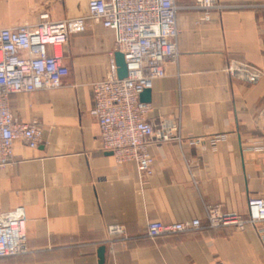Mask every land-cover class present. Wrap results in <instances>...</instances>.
I'll use <instances>...</instances> for the list:
<instances>
[{
  "label": "crops",
  "instance_id": "obj_1",
  "mask_svg": "<svg viewBox=\"0 0 264 264\" xmlns=\"http://www.w3.org/2000/svg\"><path fill=\"white\" fill-rule=\"evenodd\" d=\"M88 0H0V28L34 26L81 16ZM228 7L190 9L176 0L177 58L150 90L148 121L176 124L180 142L149 140L153 173L145 183L133 163L117 165L99 144L91 114V84L104 78L114 34L95 22L63 47L68 69L59 88L13 94L10 110L36 122V149L14 143V159L0 169V213L22 208L30 249L0 264H264V223L237 230L206 228L149 239V222L200 220L208 207L244 214L250 197L264 198V76L255 84L230 78L228 60L264 73V0H218ZM189 7V8H188ZM226 135L211 149L192 138ZM119 225L124 238L111 239Z\"/></svg>",
  "mask_w": 264,
  "mask_h": 264
},
{
  "label": "built area",
  "instance_id": "obj_2",
  "mask_svg": "<svg viewBox=\"0 0 264 264\" xmlns=\"http://www.w3.org/2000/svg\"><path fill=\"white\" fill-rule=\"evenodd\" d=\"M189 7L204 11L205 22L210 21V11L228 8L218 0H194ZM179 9L176 0H88L85 13L75 18L51 21L43 13L34 26L0 28V169L12 163L16 141L29 149H36L42 141L39 124L13 118L10 96L59 88L68 75L62 63L63 47L71 35L85 32L87 22H95L114 34L106 74L91 84V114L98 122L100 148L110 153L117 165L133 163L146 183L154 164L149 140L181 141L176 124L149 122L151 106L139 100L143 91L151 90L155 81L164 78V64L177 58ZM117 52L122 54L127 71L126 78L121 80L114 62ZM223 71L246 84H255L264 76L260 69L237 60H228ZM225 139L226 135H213L191 141L195 146L207 142L209 148L215 149ZM261 223H264V198L250 197L244 214L222 213L208 207L205 225L198 219L170 224L149 222L145 236L153 240L227 226L243 230ZM24 228L22 208L0 213V259L29 253ZM258 233L264 241V230ZM107 234L111 239L126 238L119 225L108 226Z\"/></svg>",
  "mask_w": 264,
  "mask_h": 264
},
{
  "label": "water",
  "instance_id": "obj_3",
  "mask_svg": "<svg viewBox=\"0 0 264 264\" xmlns=\"http://www.w3.org/2000/svg\"><path fill=\"white\" fill-rule=\"evenodd\" d=\"M114 62H115V66L117 69L118 79L121 80V79L126 78V76H127L126 65L124 63L123 56L121 53L117 52L114 54ZM149 97H150V90H145L140 94L139 100L141 102L148 103L150 101ZM104 251H105L104 247H100L98 249L97 255H98V259H99V264L104 263Z\"/></svg>",
  "mask_w": 264,
  "mask_h": 264
}]
</instances>
